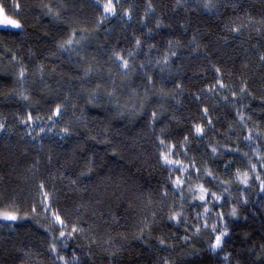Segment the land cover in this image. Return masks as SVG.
<instances>
[{"label":"trees","instance_id":"obj_1","mask_svg":"<svg viewBox=\"0 0 264 264\" xmlns=\"http://www.w3.org/2000/svg\"><path fill=\"white\" fill-rule=\"evenodd\" d=\"M108 4L0 0V264H264V0Z\"/></svg>","mask_w":264,"mask_h":264},{"label":"rangeland","instance_id":"obj_2","mask_svg":"<svg viewBox=\"0 0 264 264\" xmlns=\"http://www.w3.org/2000/svg\"><path fill=\"white\" fill-rule=\"evenodd\" d=\"M5 15L3 14L2 10L0 9V22H2L5 19ZM0 28H4V27H0ZM50 126L49 122L43 126L42 123H37L36 125H33L31 128H33V131L37 134L39 133V131H44V129L48 128ZM37 127V128H36ZM168 160H172V159H168ZM168 166L170 168H174L176 170H180L181 172H183L184 174L187 172V169L185 168V166L178 164V163H174L171 161V163L167 162ZM47 209V206H46Z\"/></svg>","mask_w":264,"mask_h":264},{"label":"snow or ice","instance_id":"obj_3","mask_svg":"<svg viewBox=\"0 0 264 264\" xmlns=\"http://www.w3.org/2000/svg\"><path fill=\"white\" fill-rule=\"evenodd\" d=\"M105 8L108 11L111 10V0H109V4L106 5ZM0 27H4V28H7V27L19 28L20 27V24L17 23L16 21H14V20H10L7 17H5V19L2 22H0ZM198 131H199V129H198ZM165 160H166V162L171 163V161H168L167 160V157H165ZM201 199H203V197H201ZM4 218L5 219H11V220H15L16 219L15 216L7 215V214H5ZM216 244H217V246H219V244H220V237H217L216 238Z\"/></svg>","mask_w":264,"mask_h":264}]
</instances>
